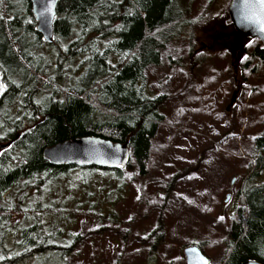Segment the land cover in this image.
Segmentation results:
<instances>
[{
	"label": "trees",
	"instance_id": "obj_1",
	"mask_svg": "<svg viewBox=\"0 0 264 264\" xmlns=\"http://www.w3.org/2000/svg\"><path fill=\"white\" fill-rule=\"evenodd\" d=\"M193 1L58 0L52 42L46 43L36 31L30 0H0V145L6 146L0 150V264H25L43 254L66 263L82 242L71 228L50 220L60 212L54 201L31 206L28 199L76 168L101 169L52 166L43 157L46 148L84 137L125 144L127 164L101 171L119 191L124 169L134 167L141 178L147 176L167 99L148 95L147 72L161 65L172 43L187 41L194 64L202 63L207 51L228 53L236 89L244 85L242 72L262 71L264 45L258 40L246 41L235 53L214 38L216 31L235 33L228 15L231 0L216 14L210 0L199 18H192ZM194 30L205 46L198 58ZM260 123L247 148L219 264H264V181L256 182L264 175V116ZM30 217L33 222L26 224ZM152 236L163 239L161 225Z\"/></svg>",
	"mask_w": 264,
	"mask_h": 264
},
{
	"label": "rangeland",
	"instance_id": "obj_2",
	"mask_svg": "<svg viewBox=\"0 0 264 264\" xmlns=\"http://www.w3.org/2000/svg\"><path fill=\"white\" fill-rule=\"evenodd\" d=\"M209 4L194 0L192 18H199ZM227 5L228 0H214V13ZM193 32L198 58L205 46L199 32ZM214 36L237 52L235 33L216 31ZM189 50L185 40L172 43L163 51L161 65L147 72L148 95L167 99L160 108L165 121L152 142L146 177L134 167L124 169L119 191L101 170L76 168L44 192L31 193L28 204L54 201L60 212L50 220L81 236L67 264H186L183 250L202 242L210 264L220 263L237 206L236 189L246 172L247 148L249 152L262 125L264 68L259 74L242 72L244 85L236 89L228 53L207 51L203 62L194 64ZM263 181L264 175L256 182ZM159 225L161 240L152 236ZM7 245L12 247L13 241ZM66 263L43 254L25 264Z\"/></svg>",
	"mask_w": 264,
	"mask_h": 264
},
{
	"label": "water",
	"instance_id": "obj_3",
	"mask_svg": "<svg viewBox=\"0 0 264 264\" xmlns=\"http://www.w3.org/2000/svg\"><path fill=\"white\" fill-rule=\"evenodd\" d=\"M30 3L37 23L36 31L46 43H51L58 0H30ZM228 15L238 38V46L253 39L264 45V0H231ZM3 92L4 84L0 75V98ZM5 148L0 145V150ZM43 157L52 166L111 170L123 168L127 164L129 149L125 144L98 137H84L48 147L43 151ZM183 255L186 264H209L208 257L198 247H187Z\"/></svg>",
	"mask_w": 264,
	"mask_h": 264
},
{
	"label": "flooded vegetation",
	"instance_id": "obj_4",
	"mask_svg": "<svg viewBox=\"0 0 264 264\" xmlns=\"http://www.w3.org/2000/svg\"><path fill=\"white\" fill-rule=\"evenodd\" d=\"M209 263H210V261H209Z\"/></svg>",
	"mask_w": 264,
	"mask_h": 264
}]
</instances>
